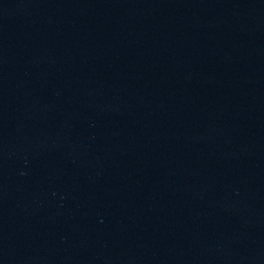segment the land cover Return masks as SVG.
<instances>
[{
  "label": "water",
  "instance_id": "water-1",
  "mask_svg": "<svg viewBox=\"0 0 264 264\" xmlns=\"http://www.w3.org/2000/svg\"><path fill=\"white\" fill-rule=\"evenodd\" d=\"M0 264H264V0H0Z\"/></svg>",
  "mask_w": 264,
  "mask_h": 264
}]
</instances>
